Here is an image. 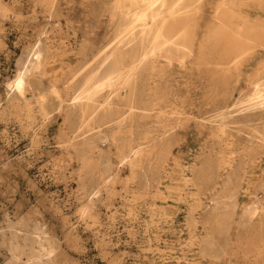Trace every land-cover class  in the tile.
I'll return each instance as SVG.
<instances>
[{
	"label": "rangeland",
	"instance_id": "rangeland-1",
	"mask_svg": "<svg viewBox=\"0 0 264 264\" xmlns=\"http://www.w3.org/2000/svg\"><path fill=\"white\" fill-rule=\"evenodd\" d=\"M106 1L0 0V227L51 241L44 264H264V104L246 105L263 47L218 74L160 57L128 98L101 67L118 22ZM221 1L193 18L196 54ZM232 9L264 39L259 0ZM37 53L15 98L7 85ZM97 72L109 124L81 118Z\"/></svg>",
	"mask_w": 264,
	"mask_h": 264
},
{
	"label": "bare ground",
	"instance_id": "bare-ground-1",
	"mask_svg": "<svg viewBox=\"0 0 264 264\" xmlns=\"http://www.w3.org/2000/svg\"><path fill=\"white\" fill-rule=\"evenodd\" d=\"M202 1L107 0L112 17L118 19L115 46L105 54L101 63V67L107 62L111 66L112 71L107 75L109 84L115 80L118 82V90L129 89V98L130 94L135 93L138 75L142 72L148 75L154 73L160 57H164L168 63L176 60L184 65L196 56L197 64H201V67L212 64L214 72L218 74L229 63H233V70L238 68L239 62L253 48L259 46L264 49L261 31L253 26L233 25L232 4L236 6L241 0H232L230 4L222 0L214 14L218 25L211 30L207 28L196 54L193 18ZM259 1L264 5V0ZM39 58L40 54L37 53L27 66H20L15 77L8 83L7 87L10 91L14 90L15 98L25 96V76L28 71L38 69ZM257 70L258 75L264 74V61ZM99 78L97 72L85 82L87 91L82 96L84 102L81 104V118L87 123L100 121L109 124L112 122L109 104L107 100L102 103L97 98L103 88L98 82ZM96 88L99 91H95ZM256 104H264L263 88H255L253 95L246 100L247 106ZM11 224L0 227V248L5 249L9 255L4 264H11L23 257L26 258L25 264H44L42 258L49 255L54 247L52 242L41 236L28 240Z\"/></svg>",
	"mask_w": 264,
	"mask_h": 264
}]
</instances>
